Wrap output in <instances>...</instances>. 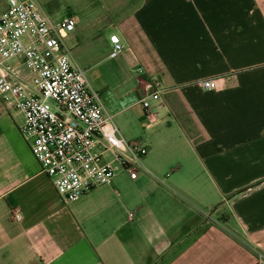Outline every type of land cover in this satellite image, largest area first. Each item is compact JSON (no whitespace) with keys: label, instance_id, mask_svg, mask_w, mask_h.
<instances>
[{"label":"crops","instance_id":"0c3cea01","mask_svg":"<svg viewBox=\"0 0 264 264\" xmlns=\"http://www.w3.org/2000/svg\"><path fill=\"white\" fill-rule=\"evenodd\" d=\"M35 1L75 18L73 62L148 152L66 203L0 96V264H264V0Z\"/></svg>","mask_w":264,"mask_h":264},{"label":"built area","instance_id":"2783aa9c","mask_svg":"<svg viewBox=\"0 0 264 264\" xmlns=\"http://www.w3.org/2000/svg\"><path fill=\"white\" fill-rule=\"evenodd\" d=\"M0 14V96L24 116L21 134L66 203L99 186L110 185L119 170L132 172L148 150L129 142L93 88L87 70L73 62L67 38L76 28L68 16L56 22L35 0H8ZM113 55L124 46L110 36ZM21 59L32 72L33 86L9 64ZM13 69V70H11ZM218 89L216 79L200 82ZM141 103L151 118V99L160 91L148 82ZM13 218L20 220L15 211Z\"/></svg>","mask_w":264,"mask_h":264},{"label":"rangeland","instance_id":"374dc122","mask_svg":"<svg viewBox=\"0 0 264 264\" xmlns=\"http://www.w3.org/2000/svg\"><path fill=\"white\" fill-rule=\"evenodd\" d=\"M77 35V34H76ZM78 41L79 40H75V33L74 34H70V37H69V41H68V44L70 47H73L74 49V53L73 55H75V51L76 50H80V49H83L84 47H80V45H78ZM76 43V44H75ZM85 50V48H84ZM76 61L81 65V67H83L84 69L85 68V65H87L83 59H79V57H75ZM10 66L12 68H14L16 71H19L20 74L25 78L26 80V83L30 86H33V75H32V72L23 64L22 60L21 59H15V60H12L9 62ZM88 76V74H87ZM145 135H146V131H145ZM146 137H148V134L146 135ZM123 171V169H122ZM121 172V170H119L117 173H116V176L119 175ZM211 213V211L209 212ZM217 214L214 215V217H216ZM260 251H262L260 249Z\"/></svg>","mask_w":264,"mask_h":264}]
</instances>
